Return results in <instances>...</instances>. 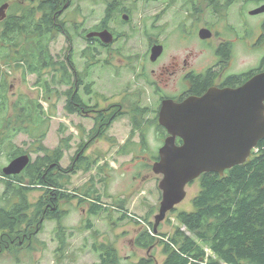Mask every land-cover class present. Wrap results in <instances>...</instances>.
I'll return each instance as SVG.
<instances>
[{"label":"rangeland","instance_id":"1","mask_svg":"<svg viewBox=\"0 0 264 264\" xmlns=\"http://www.w3.org/2000/svg\"><path fill=\"white\" fill-rule=\"evenodd\" d=\"M103 1L75 0L68 11V20L74 23L85 22L88 28L99 24L103 17ZM14 2H20L26 6L30 4L24 0H9L8 4ZM176 6L175 4L174 7ZM255 7V5L248 6L251 10ZM139 9L141 15L146 12L145 15L148 17L151 14L149 3H141ZM170 13L167 10L166 17L170 18ZM252 21L255 35L258 22L256 18ZM164 36L162 38H165ZM73 38V51L70 53L64 37L56 33L48 43L49 52L60 61L69 54L82 79L81 83H91L92 94L88 96L90 99L85 97V100H89L88 106H91L92 110L109 112L115 111V109L108 110L111 106H117L116 109L120 110L122 115L111 123L105 133V138H94L96 125L93 115L96 113L69 115L65 112L66 97L61 93L67 91L68 87L59 84L52 85L56 93L52 95L54 107H50L43 99V91L37 84V77L35 75L24 76L23 63L17 65L11 62L10 66L0 63L1 78L8 86L6 93L8 115H13V104L20 96L38 100L49 117V128L43 145L48 150H54L60 145L63 148L65 145L68 146L63 152L60 167L63 170L69 168L77 153H82L90 161H95L88 172L81 168L71 174L68 180L67 191L77 193L84 201L73 199L68 204H61L62 209L68 211L62 222L66 229L64 249L57 251L59 245L53 234L54 223L45 222L31 246L33 249L28 251L24 249L19 253V259L16 260V254L13 251L16 246H13L9 254L0 255V264H91L98 261L99 253L94 246L101 243L111 244L116 249L121 264L137 263L149 253L154 255L156 264H160L164 259L161 246L156 245L150 251L140 250L134 246L133 241L140 231L147 229L150 223L154 224V218L159 212L161 202V192L158 189L161 177L155 175L151 167L154 163L152 158L163 143L159 139L155 126L149 122L155 118V111L159 104L156 92L158 87L154 85L158 84L159 89H164V78L159 75L152 76L151 71L157 68L152 66L146 58L145 42L138 34L135 37H128L121 44L123 50L120 52L94 50L86 52L88 56L83 55V52L87 50L85 42L74 34ZM177 49L176 47L174 50ZM173 51L169 46L161 63L166 62L168 56L175 53ZM262 52L253 49L252 57L246 60L249 59L248 61L255 65L259 56L264 53ZM95 62L97 63L92 65ZM52 75L58 76L56 72L50 71L42 77L50 82ZM77 91L82 95L84 86L78 87ZM140 107L147 109L145 114H141L143 117L134 113ZM134 118L139 122L140 118L148 120V122H142L145 123L144 144H142L140 132L134 131ZM12 144L13 149L25 152L32 162L38 156L43 155L31 151L32 142L23 133L15 136ZM124 144L129 145L126 150L127 154L118 153ZM9 151V149L3 151L0 156V171L9 164L7 158ZM2 179L6 177L0 174V192L6 189ZM87 188L96 191L101 203L108 207V212L95 215L89 211L92 201L82 195ZM199 190L198 180L186 186L183 201L175 206L174 211L168 212L165 220L158 226L160 233H171L178 212L193 211L192 200ZM41 195L43 191L32 190L27 193V199L30 203H35ZM118 202L123 209L117 208ZM124 212H127L128 218L119 220ZM88 222L91 223L90 228L86 226Z\"/></svg>","mask_w":264,"mask_h":264},{"label":"trees","instance_id":"2","mask_svg":"<svg viewBox=\"0 0 264 264\" xmlns=\"http://www.w3.org/2000/svg\"><path fill=\"white\" fill-rule=\"evenodd\" d=\"M8 1L0 0V6L8 4ZM65 1L59 0L61 6ZM56 6L57 0H41L35 8L25 7L20 2L8 4L6 18L0 22V63L6 66H10L11 62L17 65L23 63L24 76L37 77V84L43 91V99L50 107H54L52 95L56 93L52 85L68 87L67 91L61 93L66 97L65 112L69 115L96 113L93 115L96 125L94 138H105L111 123L121 116L122 112L116 109L117 106H111L108 110L115 111L109 112L92 110V107L88 106V96L92 94L91 83H81L82 79L70 55L64 56L60 61L49 52L48 43L54 37L50 17ZM37 11L44 13L41 20L35 19ZM86 52L88 51H84L83 55L88 56ZM50 71L56 72L58 76L52 75L49 82L42 76ZM72 78L78 80L76 84L71 81ZM81 85L84 86L82 95L77 91ZM7 90L8 86L2 80L0 70V156L3 151L9 149L7 158L10 162L25 154L12 148V140L19 133L27 135L31 140L32 152L43 155L38 156L34 162L30 159L29 165L19 175L2 179L6 189L24 191V194L32 190L44 191L43 197L46 201L42 202L41 197L35 203L37 207L51 203V196L54 194H58L61 201H84L77 193L68 192L66 186L71 174L81 168L88 172L95 161L77 153L71 166L63 170L60 162L68 146L63 148L60 145L54 150H48L43 145L49 128L47 112L38 100L20 96L13 104V115L9 116ZM85 97L88 99L85 100ZM146 111V108L140 107L134 113L141 115ZM156 113L157 111L155 118L149 123L155 126L163 143L167 134L158 125ZM140 119V122L136 118L133 119L134 131L140 132L144 144L145 123L142 122L148 120ZM176 142L181 144L179 139ZM128 147V144H124L118 153H126ZM152 159L157 161L158 154ZM0 174L3 176L2 170ZM196 180L199 181L200 190L192 200L193 211L178 212L175 216L176 223L169 234L160 233L157 229V234L153 235V225L150 223L147 229L136 235L134 246L147 251L156 245L161 246L164 259L160 264H264V138L258 142L244 164L225 171L223 176L209 173ZM82 195L92 201L89 208L92 214L108 212V207L101 203L94 189L87 188ZM117 208L123 209L119 202ZM21 212L19 206H15L11 213L0 212V228L13 226L17 221L16 215L19 216ZM127 218L128 214L124 212L119 220ZM86 226L90 228L91 223L88 222ZM58 229L57 251H62L66 245V229L61 223ZM94 249L99 253L98 261L91 264H121L118 253L111 244L101 243L94 246ZM131 264H156V260L154 255L149 253L147 257Z\"/></svg>","mask_w":264,"mask_h":264},{"label":"flooded vegetation","instance_id":"3","mask_svg":"<svg viewBox=\"0 0 264 264\" xmlns=\"http://www.w3.org/2000/svg\"><path fill=\"white\" fill-rule=\"evenodd\" d=\"M25 1L30 4L24 6L31 8H35L41 2V0ZM103 2L104 10L100 23L88 28L85 22L74 23L67 18L75 0H66L62 6L57 0L55 11L50 17L51 23L49 22L52 25V34L58 33L64 37L70 53L73 51V34L85 42L89 52L94 50L120 52L123 50L121 44L128 37L140 35L145 42L146 58L157 68L151 71L152 76L159 75L164 78V89H159L158 84L154 85L158 87L157 118L161 103L165 100L181 103L190 98H201L212 90H235L243 87L254 76L264 73V12L251 14L252 11L264 6V0H104ZM141 3L151 4V14L148 17L145 15L146 12L140 14ZM249 5L256 7L251 10L248 8ZM167 10L171 12L170 18L166 17ZM43 15L42 11H37L34 16L35 19L41 20ZM253 18L258 22L255 35ZM105 31L112 36L109 44H104L97 36L87 37L88 34ZM202 31H208L211 37L206 40L201 39ZM155 46H161L162 53L152 62L150 55ZM169 46L172 47V51L176 47L178 49L168 56L166 62L161 63ZM253 49L263 51L255 65L249 62V59L246 60L252 57ZM71 81L76 84L78 80L72 78ZM27 193L14 189H3L0 192V212L11 213L15 206L22 209L21 214L16 215L17 221L13 226L0 228V255L9 254L10 248L16 246L13 250L16 260L24 249L27 251L33 249L31 246L45 222L54 223L53 234L58 242L59 223L62 224L63 218L68 213L66 209H62L61 204H68L71 201H61L59 195L54 194L51 196V203L37 207L35 203L44 195H41L35 203H30ZM45 201L46 198L43 197L42 202ZM22 219L24 220L21 221Z\"/></svg>","mask_w":264,"mask_h":264},{"label":"water","instance_id":"4","mask_svg":"<svg viewBox=\"0 0 264 264\" xmlns=\"http://www.w3.org/2000/svg\"><path fill=\"white\" fill-rule=\"evenodd\" d=\"M8 4L0 6V22L6 18ZM264 12V6L251 14ZM97 36L104 44L112 41L107 31ZM208 31L200 38L209 39ZM162 53L161 46L151 50L154 62ZM158 125L167 136L158 149V160L151 167L161 177L159 212L154 218L153 235L168 212L185 198V188L203 174L223 176L231 168L244 164L264 138V73L254 76L235 90H212L201 98L181 103L165 100L158 112ZM177 139L181 144H177ZM30 163L28 155L11 160L2 174L19 175Z\"/></svg>","mask_w":264,"mask_h":264}]
</instances>
